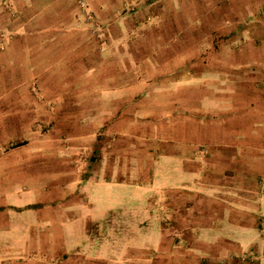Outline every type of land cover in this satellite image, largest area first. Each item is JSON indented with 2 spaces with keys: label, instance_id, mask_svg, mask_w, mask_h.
<instances>
[{
  "label": "crops",
  "instance_id": "0c3cea01",
  "mask_svg": "<svg viewBox=\"0 0 264 264\" xmlns=\"http://www.w3.org/2000/svg\"><path fill=\"white\" fill-rule=\"evenodd\" d=\"M87 1L0 0V264H264V0Z\"/></svg>",
  "mask_w": 264,
  "mask_h": 264
},
{
  "label": "rangeland",
  "instance_id": "374dc122",
  "mask_svg": "<svg viewBox=\"0 0 264 264\" xmlns=\"http://www.w3.org/2000/svg\"><path fill=\"white\" fill-rule=\"evenodd\" d=\"M87 3H88V1H87ZM88 5H89V3H88ZM123 12H124V10L122 9L121 11H118L116 13V15L119 14L118 18L122 19ZM91 13H92V20H93L92 24L97 23L101 27L102 30H103V28L105 29L104 25L97 21L98 19L96 18V16H94L95 15L94 12H91ZM81 17L82 18H81L80 23L78 24V27H80V29L82 31L88 32L89 36H91L92 38L97 39L94 36V34L92 33V30L95 27H93L89 23H86L85 20H84V17L82 16V14H81ZM123 20H125V19H123ZM123 20H121V21H123ZM122 25L124 26V28L121 26L120 27V31H124V29L127 30L126 27H125V24L123 23ZM139 32H143V29L142 30L140 29ZM139 32H137L136 35L137 34L139 35ZM138 67H143V64H139ZM109 78L110 77H106V76L104 77L106 82H107V79H109ZM134 80L137 81L138 85H142L143 82L145 81V77H144L143 73H138L137 72V74L134 75ZM152 82H154V79H153ZM137 94L138 95H137L136 98L139 100L137 102H141L142 99H140V98H142L143 93H137ZM156 98H157L156 96H153L154 100H156ZM145 120H147V118L143 117V115L141 113V116L140 115L136 116V118H134L132 120L134 122H132L131 124L126 123V129L129 126H134V125L135 126L140 125V127L143 128L144 127V123H141V122L145 121ZM143 132L144 131H142V133ZM143 137L146 138L147 135H144V133L141 134V135H137V140H136L137 142L135 143V139L136 138L132 141L131 145L128 148V150H130L131 154L135 155V154L141 153L139 151L144 147V145L142 143H144L146 141L145 138H143ZM74 149H76V151H74L73 154H72L71 166L74 167V169H75V171H74L75 174H73V177L78 179L80 177V173H81V168H79V167H83L84 166V164H83L84 155L82 156V154H81L82 150H80L79 148H74ZM5 150H6V148L3 147V152ZM19 169L22 171L20 174L17 173L16 171H13L12 175H16V176L20 175L21 176L23 174L26 175V174H30L32 172L31 171L32 170L31 167H21ZM141 193H143L142 196H141ZM148 196H149V194L144 193L143 190H141V191L129 190V192H124L123 195L120 198L123 199L125 201V203L123 205H121V203H119L117 205V209L115 211L116 217L118 218V220H113L112 219V215L111 214L108 215V217H105L103 219V221L101 222L103 228L105 230H108V228H110V226L113 227V230L115 231V236L116 237H120V238L124 239V237H126L125 233L129 234L132 237V233H131L132 228L130 227V225H128V222L130 224L133 220L134 221L140 220L138 218L139 214H135V215L134 214H131V215L128 214L127 218L129 219V221H126L127 218H126L125 209H128L129 212H132V211H134V212L136 211L137 212L139 210L140 204H141L140 199H145ZM123 218H126V220L123 219ZM144 221H145L146 224H145V227H144V229L142 231V235H144L143 241H145V243H146L147 240L150 239V236H151L150 234L153 233L151 230L156 229V228L152 225V223L148 219H145ZM104 234H107V235H105V237H109L110 236V231L105 232ZM126 238L128 239V237H126ZM123 239H121V240H123ZM132 239H133V244H134L137 241V235H135L134 238L132 237L131 240ZM135 239H136V241H135ZM99 242H103L104 245L106 244V242L103 241V238L102 239L99 238ZM93 248L95 249V247H93ZM95 250H96L97 254H99L100 256L111 257L110 255H112L111 246L97 247ZM120 252L121 251L118 249V253H120ZM0 254H1V252H0ZM1 255H3V253Z\"/></svg>",
  "mask_w": 264,
  "mask_h": 264
},
{
  "label": "built area",
  "instance_id": "2783aa9c",
  "mask_svg": "<svg viewBox=\"0 0 264 264\" xmlns=\"http://www.w3.org/2000/svg\"><path fill=\"white\" fill-rule=\"evenodd\" d=\"M76 3L79 6L80 12H81L82 16L84 17L85 22L86 23H89L93 27H95L92 30V33L94 34V36L97 39H100L101 40V37L103 35V30L101 29V27L97 23L92 24L93 23L92 13H91L92 11H91L88 3H87V0H76ZM1 48H3V45H1Z\"/></svg>",
  "mask_w": 264,
  "mask_h": 264
}]
</instances>
